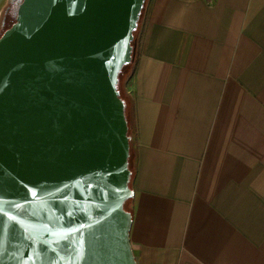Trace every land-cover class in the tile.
Returning <instances> with one entry per match:
<instances>
[{"label": "crops", "instance_id": "obj_1", "mask_svg": "<svg viewBox=\"0 0 264 264\" xmlns=\"http://www.w3.org/2000/svg\"><path fill=\"white\" fill-rule=\"evenodd\" d=\"M130 71L138 263L264 264V0H147Z\"/></svg>", "mask_w": 264, "mask_h": 264}, {"label": "water", "instance_id": "obj_2", "mask_svg": "<svg viewBox=\"0 0 264 264\" xmlns=\"http://www.w3.org/2000/svg\"><path fill=\"white\" fill-rule=\"evenodd\" d=\"M147 0H12L0 35V264H139L120 74Z\"/></svg>", "mask_w": 264, "mask_h": 264}, {"label": "trees", "instance_id": "obj_3", "mask_svg": "<svg viewBox=\"0 0 264 264\" xmlns=\"http://www.w3.org/2000/svg\"><path fill=\"white\" fill-rule=\"evenodd\" d=\"M6 19H7L6 20V24L4 26L5 29L8 28L14 22V20H15V17L13 16V10L11 12H8ZM131 66H132V63L126 65L123 68V70H122V72L120 74V85H119V87H120V90H121L122 97L126 100V103H127L128 99H127L126 91L124 89V84H125L127 75L129 74V72H131L130 71L131 70ZM127 117H128V111H127ZM128 120H129V118H128ZM130 166H131V158H130ZM131 168H132V166H131Z\"/></svg>", "mask_w": 264, "mask_h": 264}, {"label": "rangeland", "instance_id": "obj_4", "mask_svg": "<svg viewBox=\"0 0 264 264\" xmlns=\"http://www.w3.org/2000/svg\"><path fill=\"white\" fill-rule=\"evenodd\" d=\"M14 8H15V5L13 4V5L11 6L9 12H11ZM4 29H5V27H2V28L0 27V34L4 31ZM129 206H130V202L127 203V207H129Z\"/></svg>", "mask_w": 264, "mask_h": 264}, {"label": "flooded vegetation", "instance_id": "obj_5", "mask_svg": "<svg viewBox=\"0 0 264 264\" xmlns=\"http://www.w3.org/2000/svg\"><path fill=\"white\" fill-rule=\"evenodd\" d=\"M13 11H14V9H13ZM13 16H14V14H13ZM7 20V19H6ZM5 24H6V22H5ZM5 24H4V26H5Z\"/></svg>", "mask_w": 264, "mask_h": 264}]
</instances>
